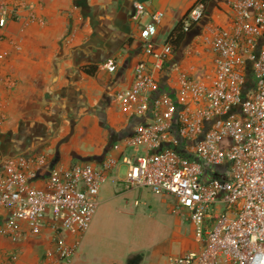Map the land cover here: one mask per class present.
Wrapping results in <instances>:
<instances>
[{"label":"built area","instance_id":"1","mask_svg":"<svg viewBox=\"0 0 264 264\" xmlns=\"http://www.w3.org/2000/svg\"><path fill=\"white\" fill-rule=\"evenodd\" d=\"M228 4L230 21L209 26L202 36L213 72L195 76L193 66L169 93L159 76L175 51L169 39L156 41L165 13L134 3L132 20L147 59L137 63L132 84L115 100L138 121L99 163L53 166L43 152L4 158L0 208L7 217L0 238L18 239L22 223L34 235L49 228L54 245L47 257L71 264L100 205L101 187L122 161L129 189L174 196V212H185L194 225L198 248L167 264H264V0ZM27 6L1 3L0 26ZM205 14L198 1L186 29ZM117 67L115 59L105 64L110 72ZM129 149L141 153L130 156Z\"/></svg>","mask_w":264,"mask_h":264},{"label":"crops","instance_id":"2","mask_svg":"<svg viewBox=\"0 0 264 264\" xmlns=\"http://www.w3.org/2000/svg\"><path fill=\"white\" fill-rule=\"evenodd\" d=\"M198 1L0 0V5H28L0 26V174L4 158L24 152L46 153L53 166L101 162L138 121L115 100L119 90L132 84L137 63L147 59L132 20L134 3L164 11L156 37L163 44ZM230 16L228 0L213 3L160 74L161 90L172 92L181 72L193 66L195 76L213 72L202 36L209 26L226 25ZM110 59L118 63L115 72L105 68ZM92 66L94 74L85 72ZM6 217L0 208V225ZM92 234L82 235L86 245ZM53 238L49 228L34 235L22 223L18 239L0 238V264H57L46 255ZM82 245L76 254L81 250L84 264L91 254ZM142 259L131 255L128 264H143ZM102 263L115 264L108 259Z\"/></svg>","mask_w":264,"mask_h":264},{"label":"rangeland","instance_id":"3","mask_svg":"<svg viewBox=\"0 0 264 264\" xmlns=\"http://www.w3.org/2000/svg\"><path fill=\"white\" fill-rule=\"evenodd\" d=\"M139 153L140 149L127 151L130 156ZM127 171L128 165L121 161L101 187L100 205L86 231L94 235L87 245L79 237L91 254L84 264H103V259L128 264L135 254L143 264H167L171 256L197 249L194 225L185 212H174L176 198L156 194L150 187L129 189ZM71 264H83L81 250Z\"/></svg>","mask_w":264,"mask_h":264},{"label":"trees","instance_id":"4","mask_svg":"<svg viewBox=\"0 0 264 264\" xmlns=\"http://www.w3.org/2000/svg\"><path fill=\"white\" fill-rule=\"evenodd\" d=\"M216 0H199V2L203 3L206 7V12L210 7H212L213 3ZM186 20L187 16H185L183 19L179 21V23L174 27V29L171 31L169 35V40L171 41L174 51L177 52L184 44V42L187 39L188 32L191 30V28L195 25L192 24L188 30L186 29ZM85 72L89 74H94L95 67H85Z\"/></svg>","mask_w":264,"mask_h":264}]
</instances>
